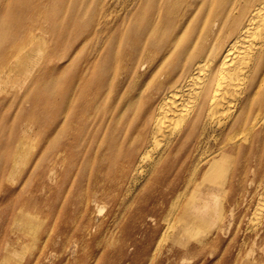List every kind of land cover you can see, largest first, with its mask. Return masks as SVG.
Returning <instances> with one entry per match:
<instances>
[{
    "label": "rangeland",
    "instance_id": "rangeland-1",
    "mask_svg": "<svg viewBox=\"0 0 264 264\" xmlns=\"http://www.w3.org/2000/svg\"><path fill=\"white\" fill-rule=\"evenodd\" d=\"M131 3L0 9V264H264V144L215 192H184L183 158L134 171L158 100L237 26L231 0H174L160 27ZM177 192L179 234L154 252Z\"/></svg>",
    "mask_w": 264,
    "mask_h": 264
},
{
    "label": "bare ground",
    "instance_id": "bare-ground-1",
    "mask_svg": "<svg viewBox=\"0 0 264 264\" xmlns=\"http://www.w3.org/2000/svg\"><path fill=\"white\" fill-rule=\"evenodd\" d=\"M1 1L0 9L9 14H15L23 2L36 13L43 7L49 8L48 14L56 12L55 8L49 6V0ZM131 1L117 0L121 7L119 12H123L122 18L130 15L128 11L134 7ZM138 1L141 13L152 17L154 25L160 27L174 0ZM249 2L231 0L230 8L233 5L234 12H229V15L238 17V24L228 32L222 46L215 48L220 54L216 58L198 57L182 79L156 103L149 144L139 155L135 174H152L170 161L183 158L187 162L179 178L190 176L184 192L196 176H199L200 188L215 192L219 190L223 178L237 172L229 164L235 165L233 162L238 158L248 160L257 148L263 147L264 4L250 5ZM56 5L59 7V2ZM152 5L154 12L150 14ZM73 9L78 11L77 2ZM183 12L189 10L184 9ZM40 26L38 29L47 28V25ZM216 30L217 40L219 27ZM126 34L123 31L118 39L119 44H125ZM113 40L105 42V46L111 45ZM17 70L27 75L25 66L19 65ZM247 171L244 169L241 172ZM178 192L165 208L158 206L161 215L156 223L159 231L154 252L160 249L164 252L168 243L179 234L176 229L185 209L177 210L179 199L184 195V192ZM260 213L261 207L257 205L251 222L258 221Z\"/></svg>",
    "mask_w": 264,
    "mask_h": 264
}]
</instances>
